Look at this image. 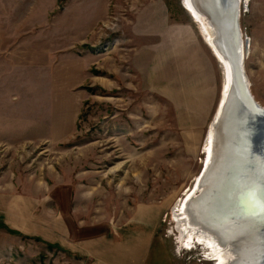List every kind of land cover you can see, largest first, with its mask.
Instances as JSON below:
<instances>
[{"label": "rangeland", "instance_id": "374dc122", "mask_svg": "<svg viewBox=\"0 0 264 264\" xmlns=\"http://www.w3.org/2000/svg\"><path fill=\"white\" fill-rule=\"evenodd\" d=\"M152 1L0 0V95L3 90L14 93L17 109L57 108L63 101L65 119L70 113L80 115L69 141L0 147V183L13 170L15 206L26 208L16 211L10 223L8 215L0 214V264H97L96 258L79 256L39 234L41 228L56 234L46 223L52 210L47 208L63 200L65 194L56 185L63 177L73 181L71 217L80 228L78 234L82 237L86 231L97 239L104 235L106 264L114 250L126 254L127 249L114 242L142 230L153 232L154 238L140 264L218 262L211 242L187 226L183 213L188 197L199 193L196 183L209 157L206 143L223 98L226 72L206 28L184 0H164L175 30L168 58L152 61L167 64L169 80L162 76L147 81L144 74L135 73V50L157 53L166 48L162 32L146 40L131 32L135 14ZM239 10L249 89L264 107V0H240ZM77 24L81 39L76 47H67L76 42L67 32ZM188 27L191 41L183 38ZM62 44L65 53L95 57L89 69L80 71V80L90 78L80 81L73 93L57 87L61 75L56 71V46ZM35 46L43 48L42 61ZM93 75L98 78L93 80ZM99 78L109 79L110 86L99 84ZM26 88L36 92L27 93ZM17 125L23 127L22 122Z\"/></svg>", "mask_w": 264, "mask_h": 264}, {"label": "bare ground", "instance_id": "6f19581e", "mask_svg": "<svg viewBox=\"0 0 264 264\" xmlns=\"http://www.w3.org/2000/svg\"><path fill=\"white\" fill-rule=\"evenodd\" d=\"M220 2L221 0H203L202 4H199L192 0H186V2L184 0L189 7L188 10L206 28L210 37L208 42L225 69L226 86L215 121L211 125L212 132L206 143L210 146V152L196 183L195 190H199V193H193L188 197L183 215L187 217V226L199 231L203 237L212 241L214 251L217 250L215 255L220 258L218 264H264V226H262L264 224L259 221L258 214H253L256 210L242 195L245 181L250 178L259 181L262 155L255 152L251 160L254 164L240 162V159H248V147H242L248 140L246 136L252 130L261 132L264 129L263 120L256 114L260 117L264 115L256 111V114H253L250 102L246 100L247 95L245 98L240 87L238 76L236 78L233 73V75L230 73L231 62L233 64L235 60V54L231 48L229 47L228 51L233 59L231 62L227 61L229 59L222 53V46L225 43H231V46H234L231 18L235 15V9L238 15L240 0H228L227 2H231V8L228 5L225 10ZM205 6L209 11L205 9ZM203 10L207 11V15ZM217 13L224 18L218 17ZM218 27H222V38L219 37ZM226 35L229 42L225 41ZM240 50L243 56L242 67L245 71L246 83L250 87L245 69L247 54L243 35L240 37ZM259 135L263 139L264 134L259 133ZM244 213L249 216L253 214V217L244 216ZM242 214L246 218H243Z\"/></svg>", "mask_w": 264, "mask_h": 264}, {"label": "crops", "instance_id": "0c3cea01", "mask_svg": "<svg viewBox=\"0 0 264 264\" xmlns=\"http://www.w3.org/2000/svg\"><path fill=\"white\" fill-rule=\"evenodd\" d=\"M170 21L171 18L169 9L164 0H153L148 8L143 9L135 14V19L133 20L131 27V32L135 38L139 37L141 40L150 38L153 39L155 35L161 32L166 37V48L163 52L157 51V53H154L151 51V49H140L135 50L131 55V66L134 69L135 73L144 74L147 81L155 80L157 79L156 77L161 78L162 76L165 80L168 78L169 68L167 67V64H164V66L162 67L161 61H159L158 64H155V61H152V59L156 57L161 59L162 57H164L167 59L169 56V50L167 46L169 45L170 34L173 32V30H175V24H171ZM182 25L187 27V24ZM75 26H72V31L67 32V35L75 36L76 42L74 44L72 43L71 45H68L67 47H76L75 44L78 43V40L80 41L81 39L79 33V25L77 24ZM187 30L188 31H186V34H184L183 38H185L186 36L191 41V30L189 27ZM88 33L89 32L86 33V37L90 35H88ZM175 33V37H178L179 34L177 32ZM173 37L174 34H172V38ZM179 38H181V36H179ZM62 46L63 44L60 48L59 46H56L57 50H59V59L57 58L56 61V71L59 76L61 75V77L58 79L59 83L57 87H59L62 91H64L65 88L67 91L73 93L74 88H77V85L80 81L81 83H83L84 80L87 81L88 78H90L88 76L89 72L85 71L88 77L80 80L82 76L80 75V71L84 73V70H86L87 68L89 69L94 64L95 59H93L94 55H92L91 53H87L84 55H77L74 51L65 53L64 51H61L65 48L64 46ZM35 48H38V53L41 55L42 61V59L44 58V54L41 53V50L43 48L40 46H35ZM35 48L32 51L33 55L37 54ZM59 62H61V65L59 64ZM158 71H161L159 72V75L155 73ZM93 77V80L95 78H98L94 75ZM99 79L101 81L98 80V83L102 86L106 88L110 86L111 83L109 82V79ZM64 84L66 85V87L64 86ZM25 90H27V93L33 91L36 92V89L28 90L26 88ZM10 94L11 93L9 91L3 90L2 95H0V97L2 98L0 101V147H12L13 145L26 144L29 142H65L71 140V138H73V136L75 135V132L77 131V121L80 117L79 112H74L73 114L70 113V117L68 116V118L65 119L63 101L57 108L37 109L34 106L29 105L23 106L21 108L19 107L17 109L15 104L17 96L12 93V96L10 97ZM37 95L38 94L35 95V98L37 97ZM67 96L69 95L67 94ZM35 100L36 99L33 100L34 103ZM28 102L30 103L31 101L28 100ZM11 103H14V105H12ZM17 122H22L23 127H19L17 125ZM12 175H15L14 171H10L9 169V172L2 176V183H0V214L8 215V223L11 222L10 218L13 219L12 216L15 215L16 211H26V208H17L15 206L14 201L16 200V195H14V192L16 184L14 179L10 180V177ZM56 185H58V187L65 195L63 200L59 201L57 205L48 206L47 209L51 207L50 209L52 210L51 213L46 217V223L50 225L51 231L56 230V234L53 237L49 235L47 233L48 230H44V228H41L39 230V234L41 236H45L44 239L50 241V243L57 244L63 248H66L70 252H74L79 256L81 255L87 258H96L97 264H106V254L104 252V249L106 248V241L104 239V235H100L98 237L99 239H97L94 236H90V233L85 231V234H83L82 237L79 236L78 232L80 231V228L77 227L78 224H76L71 217V209L73 207L71 201V192L74 190L73 181L63 177L62 179H60V181L57 182ZM5 193L8 194V197H4V202V199H1V196H3ZM55 196L57 197V195ZM19 202H21V200H19ZM22 214H27V212H23ZM18 229L22 230L23 232H32L33 230H35L34 228L25 227H18ZM151 229L154 228L151 227ZM153 238V232H143L142 230L139 234L131 235L127 239H121L114 242L113 244H115L117 248L123 247L127 250L126 254H124L123 250L122 255L120 253L121 249L114 250L112 252L113 259L110 261V264H140L144 262V258L148 255V252L152 246ZM123 258H125V260H122Z\"/></svg>", "mask_w": 264, "mask_h": 264}, {"label": "water", "instance_id": "95a60500", "mask_svg": "<svg viewBox=\"0 0 264 264\" xmlns=\"http://www.w3.org/2000/svg\"><path fill=\"white\" fill-rule=\"evenodd\" d=\"M192 1H194L195 3H199V4H202V1L203 0H192ZM206 1V0H205ZM228 0H221V2H220V5L222 6V8L225 10L226 9V7L229 5L230 6V8H231V2L229 3V2H227ZM216 5V4H215ZM205 9L207 10V11H209L208 10V8H206V6H205ZM206 10H203L204 11V13L206 14ZM230 11H231V9H230ZM240 11V10H239ZM219 12V11H218ZM234 13H235V15L233 16V18H231V23H232V26H233V30H232V32H233V36H234V39H233V41H235V43H234V46H231V43H225L224 45H223V40H221V45H223L222 46V53L224 54V56L227 58V59H229V60H227V61H232L233 59L230 57V55H229V47L231 48V50L233 51V54H235L234 55V58H235V60H233L234 62H233V64H232V62H231V65H232V67H231V74L233 73L235 76H236V78H237V76H238V79H239V81H240V87L242 88V90H243V94L245 95V98H246V95H247V98H246V100H248L250 103V106H251V108H252V110H253V114H256L255 113V111L257 112V113H261V110H264V107H262L257 101H255L254 100V97L252 96V94H251V92H250V89H249V86H248V84L246 83V76H245V71H244V69H243V67H242V65H243V56H242V53H241V50H240V37H241V30H240V25H239V14L237 15V11H236V9L234 10ZM207 15V14H206ZM218 17H220L221 15L219 14V13H217L216 14ZM223 18H224V16H222ZM222 17H220V18H222ZM219 28V27H218ZM219 32H220V34H219V37H221V35H222V33H223V30H222V27H220L219 29H217ZM222 38V37H221ZM225 41L226 42H229V38H228V36L226 35L225 36ZM225 45H226V48H225ZM242 56V57H241ZM232 59V60H231ZM232 74V75H233ZM233 90H234V88L232 89V92H233ZM230 94H232V93H230ZM256 116L257 117H259L261 120H263L262 122L264 123V116H258L257 114H256ZM260 120V121H261ZM259 133H261V134H264V129L261 131V132H255V131H253L252 130V132L250 133L249 132V134H248V136H246V137H248V140L246 141V143H244L245 145H243L242 147H248V159H240V162H241V164H242V162L243 161H246V162H249V163H251V164H254V162H252L251 160H252V158H253V156H254V154H255V152L256 153H259V154H261L262 156H264V135H263V139H262V137H261V135H259ZM260 147H261V149H260ZM260 149V150H259ZM243 150V149H242ZM244 151V150H243ZM245 151H247V149L245 150ZM239 155V154H238ZM261 156V161L262 160H264V158ZM251 161V162H250ZM207 168V167H206ZM208 170V169H207ZM205 172H207L206 171V169H205ZM244 206V205H243ZM256 212V211H255ZM255 215V214H254ZM244 216H248V217H253V214H251L250 216L249 215H247V214H245L244 213ZM243 216V214H242V217L243 218H246V217H244ZM260 219V218H259ZM259 221H261V220H259ZM262 224H264V223H262ZM262 226H264V225H262Z\"/></svg>", "mask_w": 264, "mask_h": 264}, {"label": "snow or ice", "instance_id": "6c2138e0", "mask_svg": "<svg viewBox=\"0 0 264 264\" xmlns=\"http://www.w3.org/2000/svg\"><path fill=\"white\" fill-rule=\"evenodd\" d=\"M264 115V110H261ZM242 195L246 197L248 204L256 210L253 214H258L262 223H264V160L261 161V176L259 181L249 179L244 183Z\"/></svg>", "mask_w": 264, "mask_h": 264}, {"label": "flooded vegetation", "instance_id": "af4514ba", "mask_svg": "<svg viewBox=\"0 0 264 264\" xmlns=\"http://www.w3.org/2000/svg\"><path fill=\"white\" fill-rule=\"evenodd\" d=\"M201 173H202V172H201ZM200 175H201V174H200ZM198 179H199V178H198ZM185 207H186V206H185ZM206 239H207V238H206ZM208 240H209V239H208ZM209 242H211L210 245L213 244L212 241L209 240ZM214 248H215V247H212V251H213V256H212V257H215V256H216L215 254H216V252H217V250L214 251ZM215 260H218V262H219L220 258H219L218 256H216V257H215ZM218 262H217L216 264H218Z\"/></svg>", "mask_w": 264, "mask_h": 264}, {"label": "trees", "instance_id": "16d2710c", "mask_svg": "<svg viewBox=\"0 0 264 264\" xmlns=\"http://www.w3.org/2000/svg\"><path fill=\"white\" fill-rule=\"evenodd\" d=\"M12 232H14V231H12ZM49 245H51V246H52V244H49Z\"/></svg>", "mask_w": 264, "mask_h": 264}]
</instances>
